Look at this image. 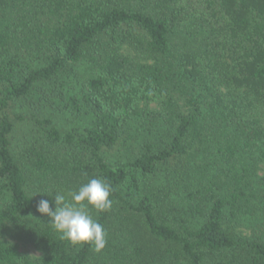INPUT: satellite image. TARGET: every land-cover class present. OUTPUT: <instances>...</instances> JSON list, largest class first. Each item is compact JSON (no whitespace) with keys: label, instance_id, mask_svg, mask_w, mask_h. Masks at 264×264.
I'll return each mask as SVG.
<instances>
[{"label":"trees","instance_id":"obj_1","mask_svg":"<svg viewBox=\"0 0 264 264\" xmlns=\"http://www.w3.org/2000/svg\"><path fill=\"white\" fill-rule=\"evenodd\" d=\"M263 166L264 0H0V264H264ZM92 178L100 253L37 212Z\"/></svg>","mask_w":264,"mask_h":264},{"label":"clouds","instance_id":"obj_2","mask_svg":"<svg viewBox=\"0 0 264 264\" xmlns=\"http://www.w3.org/2000/svg\"><path fill=\"white\" fill-rule=\"evenodd\" d=\"M112 187L105 180L92 178L82 184L78 190L54 197L55 209L46 199L39 201L37 212L50 217V225L60 234V238L69 241L73 246L88 245L96 253L106 247V230L93 219L88 209L96 212H107L112 207Z\"/></svg>","mask_w":264,"mask_h":264},{"label":"rangeland","instance_id":"obj_3","mask_svg":"<svg viewBox=\"0 0 264 264\" xmlns=\"http://www.w3.org/2000/svg\"><path fill=\"white\" fill-rule=\"evenodd\" d=\"M155 107L156 105H153V108ZM7 239L11 244L15 245L18 251L23 255L29 256L33 259H37L43 256V252L31 243H28L24 240H20L19 238H16V237L15 238L11 237Z\"/></svg>","mask_w":264,"mask_h":264}]
</instances>
